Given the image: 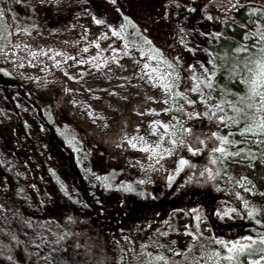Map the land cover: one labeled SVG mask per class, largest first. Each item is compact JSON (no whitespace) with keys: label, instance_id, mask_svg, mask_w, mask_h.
I'll use <instances>...</instances> for the list:
<instances>
[{"label":"trees","instance_id":"obj_1","mask_svg":"<svg viewBox=\"0 0 264 264\" xmlns=\"http://www.w3.org/2000/svg\"><path fill=\"white\" fill-rule=\"evenodd\" d=\"M187 1L188 16L179 23L177 8L185 3L183 0H157L156 9L151 0H115L122 30L132 32L134 39L157 57L155 60L173 64L170 70L179 76L176 91L194 99L192 105L199 113V122L186 126L190 130L186 133L188 147L191 143L199 151L169 176L171 179L155 196L146 197L136 191L118 180L112 170L95 171L78 145L63 136L51 106L41 105L9 70L0 66V87L9 104L5 112L16 117L12 130H0V264H140L138 257L146 258L149 252L153 257L163 255L171 264H192V257L200 253L197 241L209 253L223 252V245L217 240L264 235V224L255 223L257 219L264 221V143H257V137L250 134H241L242 123L232 125L226 121L214 125L210 116L215 109L202 103L198 93L185 91L193 83V72L199 75L203 71L201 65L212 68L209 59L215 57V63L220 65L219 57L225 51L258 39L253 34L258 29L264 31V0ZM229 3L236 7H228ZM139 5L154 8L159 19L153 17L149 23L141 20L132 9ZM210 6L216 10L209 27L213 38L202 45L204 55L194 57L186 45L197 44L192 36L195 25ZM158 20L162 21L163 34ZM216 32L221 36L216 37ZM245 33L248 40L244 39ZM8 36L0 16V41ZM212 80L214 90L209 94L213 102L221 96L234 101L235 94L245 91L238 78L228 75L227 66L218 68ZM204 91L209 92L206 88ZM21 96L22 103H15ZM23 105H31L50 131L54 147V155L50 156L55 165L24 132L20 115ZM224 115L231 116V110L225 108ZM212 132L235 141L225 147L230 154L238 155L212 153L211 148L219 145L211 137ZM198 139L205 143L199 144ZM213 159L217 163H211ZM56 167H68L69 171L57 174ZM62 175L68 176L71 189L59 179ZM241 177L246 179L241 181ZM223 203H233L237 216L229 221L219 220L217 214ZM252 208L256 212L250 218L247 211ZM178 210L187 215L186 225L190 233L197 234V241L191 235L179 244L168 239L167 228ZM200 218L208 226L207 233L199 226ZM189 244L193 245L191 254L186 251ZM174 252L178 254L173 255ZM242 257L239 264H245Z\"/></svg>","mask_w":264,"mask_h":264},{"label":"rangeland","instance_id":"obj_2","mask_svg":"<svg viewBox=\"0 0 264 264\" xmlns=\"http://www.w3.org/2000/svg\"><path fill=\"white\" fill-rule=\"evenodd\" d=\"M156 1L151 0L153 7ZM183 2L177 8L179 23L190 10L189 2ZM154 8L139 5L132 9L149 23L153 17L159 19ZM0 11L9 34L0 41V66L9 70L41 105L51 106L63 136L72 145H78L95 171L112 170L118 180L149 197L163 189L181 157L187 160L195 155L188 150L187 143L173 146L168 143L169 137L160 139L165 135L161 124H169L174 126L177 137L187 141L183 129L199 122L197 115L192 114L195 108L174 94L179 82L177 73L150 59L152 55L134 39L133 33L122 30L115 0H0ZM214 11L211 6L203 11L192 35L197 44L186 45L194 57H202V45L213 38L209 27ZM93 17L104 23H94ZM158 25L163 34L161 20ZM91 42L96 44L84 47ZM145 64L149 67L145 68ZM153 68L158 72L153 73ZM164 72L173 73L175 79V87L168 92L162 87L165 81L157 79ZM60 99L63 101L59 102ZM22 100L21 96L15 103ZM8 105L0 87V130L4 133L16 123V117L5 112ZM21 109L24 132L47 156L48 162L55 165L47 126L37 118L31 105H23ZM212 123L220 124L215 117ZM116 132L122 133L119 138L112 137L117 143L105 145L103 142ZM16 134L20 132L17 130ZM156 144L161 145L156 152L143 150ZM165 148L169 153L163 151ZM54 171L66 173L69 168L56 167ZM59 179L71 189L67 175ZM231 209H235L233 203L221 204L219 213L229 214L223 217L217 214L218 219L229 221L236 217V211ZM173 217L166 234L170 241L179 244L190 237L186 234L190 233L188 218L179 210ZM199 226L208 232L202 218ZM241 260L247 264L245 256Z\"/></svg>","mask_w":264,"mask_h":264},{"label":"snow or ice","instance_id":"obj_3","mask_svg":"<svg viewBox=\"0 0 264 264\" xmlns=\"http://www.w3.org/2000/svg\"><path fill=\"white\" fill-rule=\"evenodd\" d=\"M228 7L235 8V4L229 3ZM3 15V12L0 11V16ZM129 24L132 22L129 20L127 16L124 17ZM208 19H212L211 16H208ZM94 23L102 24L104 23L102 20L93 17ZM134 26V25H133ZM123 25L121 28L123 29ZM113 35H119L117 32H113ZM216 37H220L221 33H214ZM258 39L255 40L254 43L248 44H240L235 48H231L224 52L223 56L219 57L222 61L220 65L215 63V57L209 59L208 63L212 65V68H206L201 65L203 71L197 75L195 72L192 74V81L190 87L186 88L185 91L198 93L199 99L202 103H205L210 108L215 109V112L211 113L210 118L215 117L217 121L220 123H227L232 125H240L243 124V127L240 128L241 134H250L252 136L257 137V143H264V139H260L264 137V31L257 30L254 34ZM245 40L249 39L247 33L244 36ZM146 43H151V41H146ZM87 51V49H85ZM115 51V49H114ZM158 52V49H155ZM243 54V55H241ZM143 55V53H141ZM150 59H157L156 56H150ZM229 61H231L229 63ZM167 64L169 69L173 68V64L168 61H162ZM77 63H81V61H77ZM227 66L228 75L232 78H238L239 82L244 85L245 91L243 94H235L236 99L233 100H225L223 96L216 101L213 102L214 98L209 94L212 90H214V81L212 77L216 76V71L220 67ZM145 68H148L149 65L145 64ZM189 69H192V65L188 66ZM153 73H157L158 69L153 68ZM178 78V77H177ZM157 79L164 80L165 82L162 84V87L166 92L170 91L175 87V79H173V73L164 72L157 76ZM208 89L209 92L206 93L204 89ZM176 96H180L181 98H185L182 92H175ZM187 104L192 105L195 103L194 99L185 98ZM225 108L231 110L232 115L226 116ZM193 115H199V113H192ZM154 123H161L156 121ZM161 127L165 130V135L160 137L161 140L165 139V136L169 137L168 143L170 145H180L183 146L188 141H186L182 137H177V133L175 131L174 126L169 124H161ZM169 128L173 130L171 132L168 131ZM183 131L185 133H189L190 130L188 128H184ZM211 137H215L219 141L218 146H213L211 148L212 153H220L221 156L228 155H238V153H229L225 147V145L232 143L235 141H230L227 137L220 136L217 132H212ZM199 144H204L205 140L198 139ZM132 147H137L136 144H132ZM161 148L160 144H156L153 148H144V151H152L156 152L157 149ZM188 150L190 152L199 151L198 148L194 147L191 143H189ZM165 153H169V149H163ZM221 163L223 161H220ZM211 163H217V160L213 159ZM188 164V161L181 157L178 161L177 171H179L184 165ZM211 176V173H209ZM171 179V177H169ZM246 177H241V181L245 180ZM129 191L132 189L129 188ZM239 196V194H237ZM245 208H248L247 202H245ZM195 211V210H192ZM230 211H236L235 209H231ZM256 210L254 208L249 209L247 211L248 217H254ZM221 217L227 216L229 213L227 211L223 213H219ZM199 219V216L196 217ZM256 224H264V221L257 219L255 221ZM187 235L192 236L193 241H197V234L195 233H186ZM14 238V237H13ZM198 243V247L200 249V253L198 257H192V264H239V258L241 256H245L247 258V264H264V235L257 236H242L236 240L232 241H223L217 240L216 243L223 245L224 251L212 250L210 253L206 249L205 245L202 243ZM141 248L144 249L145 245H141ZM193 249V245L189 244L188 249L191 254V250ZM178 253H173V255H177ZM140 260V264H156L157 261L163 262V264H171L169 259L164 257L163 255H156L153 257L152 253H146L145 256L138 257Z\"/></svg>","mask_w":264,"mask_h":264},{"label":"bare ground","instance_id":"obj_4","mask_svg":"<svg viewBox=\"0 0 264 264\" xmlns=\"http://www.w3.org/2000/svg\"><path fill=\"white\" fill-rule=\"evenodd\" d=\"M95 44H96V42H91V43H89L87 46H84V47H86V48L89 47V46L92 47V46H94ZM86 48H85V49H86ZM96 53H99V52H96ZM66 88H68V87L66 86ZM60 101H63V100L60 99L59 102H60ZM135 111H136V110H135ZM123 125H124V124L121 123V126H123ZM121 134H122L121 132H116L115 135L108 137V138L106 139V141L103 142V143H104L105 145H109V146L112 145L113 143H117L115 139H112V137H114V138H119V137L121 136Z\"/></svg>","mask_w":264,"mask_h":264}]
</instances>
